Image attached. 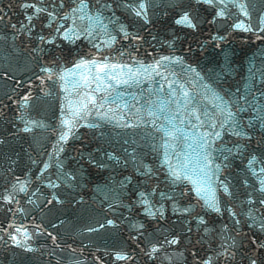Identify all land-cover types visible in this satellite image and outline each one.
<instances>
[{
	"label": "water",
	"instance_id": "1",
	"mask_svg": "<svg viewBox=\"0 0 264 264\" xmlns=\"http://www.w3.org/2000/svg\"><path fill=\"white\" fill-rule=\"evenodd\" d=\"M140 2L0 0V264H264V0Z\"/></svg>",
	"mask_w": 264,
	"mask_h": 264
},
{
	"label": "snow or ice",
	"instance_id": "2",
	"mask_svg": "<svg viewBox=\"0 0 264 264\" xmlns=\"http://www.w3.org/2000/svg\"><path fill=\"white\" fill-rule=\"evenodd\" d=\"M43 2V0H41V3ZM79 2V5L80 7L79 8H73L71 10V13L72 14H75V13H78V12H84V9L87 7V4L85 3V0H78ZM198 2H202L204 4H208L210 6H218V5H223V7H221L219 9V11H217L216 15L217 17H223L225 16V9H227L228 7V4L231 3L234 7H239L241 13L243 14V16H248V12L245 8V6L243 4H238L237 3V0H198ZM61 6H62V0H61ZM23 8L27 9V8H32L33 9V14L32 15H29L27 16V19L28 21H31L33 19L34 16H38L40 13H47V15L49 16L50 20H49V27L51 26L52 22L55 21L56 17L54 16L53 13L51 12H48L47 9L45 8H41V7H37V5L35 3H28V2H25L23 5H22ZM145 9V4L142 2L139 3V6H138V9L135 10V15L137 16H141L142 13H143V10ZM69 16H65L63 17V19H68ZM78 19L80 20H84V19H88L89 21H92L93 20V17L91 16H88L87 14L85 15H80L77 17ZM0 19H2V17H0ZM175 23L177 25H181V26H186V27H191V28H195L196 25L193 24L191 18L189 17V15L187 13H184L183 15L180 16V18L176 19L175 20ZM261 23H264V20L261 21ZM13 27H15V25H13ZM236 29L238 30H243L245 32L247 31H251V27L250 26H245V24L243 22L241 23H237L235 24L234 26ZM57 32L60 31V28H57L56 29ZM85 32H88V35H91L92 33L88 31V29H84ZM75 34V29L74 28H68L65 30L64 32V35H63V38L65 40H69L71 41L72 38H73V35ZM76 38H79V36H77ZM41 40L44 39V37H40ZM53 39H55V37H53ZM220 39H223L222 37ZM49 43H51L52 41L49 40L48 41ZM110 46V44L108 45ZM164 59H167V58H164ZM89 63L93 64V65H97V62L95 60H92V61H81L80 63L76 64L75 67L77 69L81 68V67H85L86 65H88ZM161 61H158L157 64H160ZM98 69H99V72H104L106 69H108L109 65L107 63H104V64H99L97 65ZM115 65L112 66L113 69H115ZM43 71H49L47 69H44ZM131 71V69L129 70ZM68 72L69 73H72L73 70L72 69H68ZM111 79H116L115 76H111L110 77ZM61 79H63V77H61ZM85 81H87V78L85 77ZM118 83H128V81L126 80H120L118 81ZM183 95L185 97H187L188 93H183ZM27 97H25V103L27 102ZM90 103H94V101H89ZM103 105H101L102 107ZM84 107H87L86 105ZM239 110H243V109H239ZM223 111V109H222ZM76 115H79V112L77 111ZM233 116H234V113H232L231 111H228L227 112V115H226V118H225V121L224 123H227L229 120H232L233 119ZM197 120H199V116L196 117ZM63 124L68 126V132H71V122L68 121V120H65L63 121ZM212 127H215V125H212ZM221 128L224 127V124H221L220 125ZM25 131H30L29 128H25L24 129ZM68 132H66L64 135L61 136V140H64L66 141L67 138H68ZM235 135L237 136H240L241 133L240 132H235L234 133ZM165 135H168V136H171L173 135V133L171 132H166ZM207 135H213L215 137V139H220L221 138V132L219 131H216L214 133H211V134H205L204 137H201V140L203 141V143L201 144V147H204L205 145L208 144V141L206 139V136ZM204 160H205V167L208 166V164H210V161H208L207 159V156L204 157ZM256 160V157H253L252 160L249 161V164L251 165L252 163H254ZM47 167V165L45 166ZM185 167H187V165H185ZM261 172H264V168L261 169ZM171 175L175 177L176 180H180L181 179V176L180 174L175 170V168H173L171 170ZM185 179H191L190 177L188 176H185L184 177ZM20 183V188H19V191L23 192V191H26V182H19ZM193 183H195V181H193ZM261 185H262V188H261V191H264V179L261 180ZM195 191H196V194L198 196H201V198L204 199L205 201V204L210 208L212 209L213 211L215 212H220V208L218 206V203L215 199V195L212 194V195H208V189L206 187H204L203 185L201 186H197L195 188ZM225 191H227V188H225ZM144 193H140V196L141 197H144ZM163 195V194H162ZM8 202L10 203L12 201V197L9 196L7 198ZM141 203L144 204V205H147V207H145V212H147L149 215H152L154 216L155 213H153L151 211V205L149 204V201L145 198V199H142L141 200ZM261 204H264V200H261L260 201ZM184 211H189V209H184ZM203 219H201L200 223H203ZM108 223H112L111 221H109ZM9 227H13L14 228V232L21 235L23 237V239L26 241L27 239H29V234L27 232V229L26 228H23V227H15L14 225H9ZM262 227H264V225H262ZM92 229H90L91 231ZM13 241H15L17 243V245H20L21 244V240H18L16 235H12L10 237ZM169 243H177L176 240H172V241H169ZM261 247H264V245H261ZM158 249L156 248H153L152 249V252H156ZM130 257L127 255V254H120V253H116L115 254V260H127L129 259ZM204 264H211L210 260H207L204 262ZM252 264H256V262L253 260L252 261Z\"/></svg>",
	"mask_w": 264,
	"mask_h": 264
}]
</instances>
